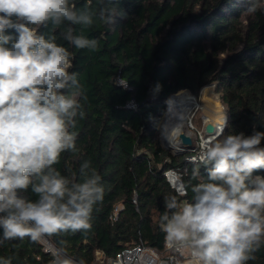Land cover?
Returning a JSON list of instances; mask_svg holds the SVG:
<instances>
[{"label": "trees", "instance_id": "trees-1", "mask_svg": "<svg viewBox=\"0 0 264 264\" xmlns=\"http://www.w3.org/2000/svg\"><path fill=\"white\" fill-rule=\"evenodd\" d=\"M85 2L75 0L78 8ZM116 2L127 16L118 17L115 25L97 21L91 28L74 26L77 34L98 40L96 49H76L57 32L56 42L73 54L70 71L77 73L86 115L77 117L72 129L78 151L62 153L54 167L79 181L80 164L90 161L102 177L104 196L93 208L90 230L45 237L85 264L97 262V250L115 258L135 242L167 253L165 233L159 227L166 198L175 195L191 201V186L207 180V168L199 160L186 159L191 152L174 154L157 138L166 100L168 106L172 100L174 108L214 83L228 116L222 136L264 132V0ZM251 3L257 11L250 14L246 9ZM39 31L47 36L49 29ZM6 34L14 35L15 30ZM118 76L132 89L119 85ZM130 99L137 107H126ZM196 167L200 175L193 178ZM169 169L182 174L183 185H188L186 196L168 181ZM256 175L264 176V170L254 171ZM21 195L37 198L30 190ZM44 246L41 239L28 237L5 241L0 257L10 258L11 264H51L54 256ZM252 255L246 264H264V245Z\"/></svg>", "mask_w": 264, "mask_h": 264}, {"label": "clouds", "instance_id": "clouds-1", "mask_svg": "<svg viewBox=\"0 0 264 264\" xmlns=\"http://www.w3.org/2000/svg\"><path fill=\"white\" fill-rule=\"evenodd\" d=\"M246 10L255 13L257 6ZM126 16L116 0H86L81 8L75 0H0V244L91 229L93 208L104 196L102 177L88 160L79 181L54 167L62 153L78 151L72 129L86 115L77 73L70 71L73 54L56 42L57 32L76 49L94 50L98 40L74 26L115 25ZM10 29L14 35L6 34ZM222 133L201 146L206 182L191 186V201L167 197L160 216L169 247L187 251L194 264H246L264 245V176H253L264 170V132ZM199 175L194 168L193 178ZM29 190L36 199L21 195ZM187 190L182 185L178 194ZM0 264L11 259L0 257ZM51 264L77 262L57 255Z\"/></svg>", "mask_w": 264, "mask_h": 264}, {"label": "built area", "instance_id": "built-area-1", "mask_svg": "<svg viewBox=\"0 0 264 264\" xmlns=\"http://www.w3.org/2000/svg\"><path fill=\"white\" fill-rule=\"evenodd\" d=\"M117 83L126 89H132L131 85L125 80H123L120 76L117 77ZM126 107L135 108L137 107V102L134 99H130L126 103ZM203 136H201V146L203 144V140H202ZM200 153H201V148L193 149L191 151V154H189L186 157V159L189 161H198L200 157ZM165 175L168 181L171 183V185L174 186L179 192L183 185L181 179L182 174L176 169H169L165 171ZM118 210H119V206L115 208L114 211L115 217L118 213ZM43 243L45 244L44 246L45 250L50 252L54 257L57 255H66L57 246L47 241L45 238ZM165 245H166L167 253L162 254L153 247L144 244L143 242H135L130 246L124 247L120 252H118L115 258H110L105 256L104 258L108 259L110 262H112V264H194L192 257L187 251L181 253L169 247L167 242H165ZM98 254L103 255V253L100 250L96 251V255ZM76 262L78 264V261Z\"/></svg>", "mask_w": 264, "mask_h": 264}, {"label": "bare ground", "instance_id": "bare-ground-1", "mask_svg": "<svg viewBox=\"0 0 264 264\" xmlns=\"http://www.w3.org/2000/svg\"><path fill=\"white\" fill-rule=\"evenodd\" d=\"M193 96L184 98L180 100L178 105L174 108H170L168 106V110L166 112L164 122H163V137L164 143L167 146H170L172 149H182L184 148L179 141L178 134L181 131H184L185 127L188 125L187 118L192 111H194L198 107H204L208 111V114L205 115L206 120H213L217 126H220L224 122V115H221V107L222 103L217 95L213 94V90L206 91L203 94V97L198 100L196 98H192ZM213 112L214 115H210L209 113ZM203 137V142L211 137ZM192 137V136H191Z\"/></svg>", "mask_w": 264, "mask_h": 264}, {"label": "rangeland", "instance_id": "rangeland-1", "mask_svg": "<svg viewBox=\"0 0 264 264\" xmlns=\"http://www.w3.org/2000/svg\"><path fill=\"white\" fill-rule=\"evenodd\" d=\"M187 90H189V89H187ZM210 90H213V94L217 95L219 97V99H220V102L222 103V107L220 108L221 109L220 114L226 116L227 115V111H226L225 104L222 102L220 91L217 90V87H216V85L214 83H210V84L205 85L204 87H202L200 92L197 93V94L193 93L190 90H189L190 92L189 91L188 92L189 93H193L194 95L197 96V97H192V98H196V99L200 100L203 97L204 92L210 91ZM171 103H172V100L170 101L169 105H171ZM169 110H168V105H167V100H166V111H165V113L163 115V118H162V120H161V122H160V124L158 126V130H157V133H156V136L160 140V142L163 145V147H164V144H165L164 143V137H163V133H164V131H163V122H164V118H165L166 112L169 111ZM207 114H208V111L206 110V108H204L203 106L202 107L200 106V107L196 108L194 111H192L190 113V115L188 116V118H187L188 125L184 128L185 129L184 132H187V133H189L192 136L193 140H192V146L190 147L191 150L197 149V148L198 149L201 148V136H203V135H204L203 137L207 136L206 133H205V125H206V123L213 121V120L209 121V120L205 119V115H207ZM209 114L211 116L214 115V113L211 112V111H210ZM203 137H202V139H203ZM170 151L173 152V150H170ZM185 153H183V154H185ZM41 240L44 241V237L41 238ZM96 256H97L96 257L97 258V262L95 264H112V262H110L108 259L104 258V255L98 254Z\"/></svg>", "mask_w": 264, "mask_h": 264}, {"label": "water", "instance_id": "water-1", "mask_svg": "<svg viewBox=\"0 0 264 264\" xmlns=\"http://www.w3.org/2000/svg\"><path fill=\"white\" fill-rule=\"evenodd\" d=\"M171 95H173V94H171ZM171 95H170V96H171ZM170 96H169V97H170ZM169 97H168V98H169ZM167 105H168V101H167ZM225 118H226V121H227L228 116L226 115ZM225 118H224V122H223V124L220 125V126H217V125H216L215 123H213V122H208V123H206V125H205V133H206L207 135H211V137H212L213 135H215V134L218 132L219 129H221V128L224 129ZM178 137H179L180 144H181L184 148L174 150V149H172L170 146H167V145L164 144L165 149H167V150H173V153H174V154H177V155L183 154V153H185V152H187V151H188V152H191L192 150H191L190 147L192 146V140H193L192 137H191V135H190L189 133H187V132L181 131V132H179ZM208 137H209V136H208ZM189 150H190V151H189ZM44 238H45L47 241L50 242V240H49L47 237H44Z\"/></svg>", "mask_w": 264, "mask_h": 264}]
</instances>
